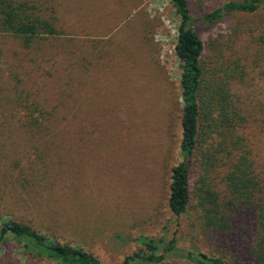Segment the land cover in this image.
Wrapping results in <instances>:
<instances>
[{
  "label": "rangeland",
  "instance_id": "rangeland-1",
  "mask_svg": "<svg viewBox=\"0 0 264 264\" xmlns=\"http://www.w3.org/2000/svg\"><path fill=\"white\" fill-rule=\"evenodd\" d=\"M51 20L55 36L31 44L0 32V229L31 225L62 243L118 264L141 236L175 240L183 252L256 264L253 207L233 206L228 233L207 228L198 207L202 153L192 169V202L177 218L169 207L172 171L181 162L183 101L175 55L180 19L170 0H24ZM188 0L194 19L227 2ZM207 72L243 71L231 96L246 118L238 128L264 181V8L195 24ZM38 118L41 129L26 121ZM208 173V172H207ZM225 168L209 176L227 195ZM0 264H57L10 241Z\"/></svg>",
  "mask_w": 264,
  "mask_h": 264
},
{
  "label": "trees",
  "instance_id": "trees-1",
  "mask_svg": "<svg viewBox=\"0 0 264 264\" xmlns=\"http://www.w3.org/2000/svg\"><path fill=\"white\" fill-rule=\"evenodd\" d=\"M180 19L175 55L181 69V98L183 101L181 162L173 168L169 207L180 218L188 212L192 202V169L202 153L201 142L211 139L205 148L204 163L207 172L225 168L227 196L222 199L209 182L201 177L198 189V207L204 224L218 234L228 233L231 227L230 210L233 206L253 207L254 235L250 253L256 264H264V181L255 173L251 151L238 128L245 124L243 112L233 100L231 81L243 80L244 72L225 66L207 72L203 66L205 44L195 24L198 21L215 23L232 13L252 14L264 8V0L231 1L194 19L188 0H170ZM0 32L11 34L25 44L37 38L55 36L58 30L34 4L24 0H0ZM29 128L44 126L38 118L26 121ZM10 241L21 244L24 250L57 264H102L94 254L83 248L62 243L31 225L9 221L0 229V245ZM142 248L118 264H163L171 255L182 252L173 246L175 240L153 239L141 236L135 240ZM192 264H227L221 257L199 252H183Z\"/></svg>",
  "mask_w": 264,
  "mask_h": 264
}]
</instances>
